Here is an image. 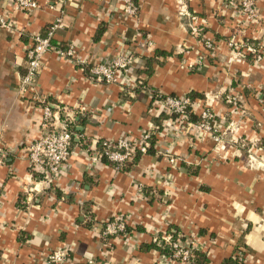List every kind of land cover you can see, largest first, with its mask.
I'll list each match as a JSON object with an SVG mask.
<instances>
[{"label":"crops","instance_id":"crops-1","mask_svg":"<svg viewBox=\"0 0 264 264\" xmlns=\"http://www.w3.org/2000/svg\"><path fill=\"white\" fill-rule=\"evenodd\" d=\"M255 1L257 23L227 0H136L135 16L119 0H37L33 10L0 0V19L13 27L0 26V140L14 151L0 163V264H45L57 248L69 253L55 264H161L152 236L175 229L202 252L201 264H222L235 252L244 264H264V165L248 159L257 149L264 155V41L259 61L235 53L245 40L264 37V0ZM56 19L53 44L73 43L88 63L130 51L133 72L150 92L193 94L210 105L221 142L187 131L154 94L92 81L53 49L36 87L58 119L63 109L72 115L73 137L57 179L43 181L26 158L42 132L41 104L21 93L19 79L32 35H44ZM226 91L239 97L238 109L224 103ZM146 130L153 151H135L129 167L92 159L99 141L138 142ZM115 215L127 221L129 239L100 234Z\"/></svg>","mask_w":264,"mask_h":264},{"label":"built area","instance_id":"built-area-1","mask_svg":"<svg viewBox=\"0 0 264 264\" xmlns=\"http://www.w3.org/2000/svg\"><path fill=\"white\" fill-rule=\"evenodd\" d=\"M18 9L33 10L38 7L37 0H13ZM121 8L126 15L135 16L138 10L136 0H119ZM181 1V0H177ZM229 6L234 7L238 13L244 15L248 22L257 23L258 13L255 0H227ZM0 26L12 30V24L9 21L0 19ZM61 26L60 19H56L47 29L44 35L35 34L31 37V42L25 48L26 67L25 72L19 79V90L22 94L29 95L31 100L41 104V129L39 137L31 140L26 147V158L28 167L31 172L38 174L43 181L53 183L62 171L64 163H66L70 145L72 142L73 117L64 109L63 117L58 119L55 111L46 104V97L37 89L36 79L37 74L43 62L45 53L49 50H57L62 56H69L74 59L83 71H87L88 77L92 81L119 84L127 92H132L135 88L140 87L146 90L153 96V92L144 85L141 79L133 72L134 54L130 51H120L108 60L88 63L86 59L77 56L76 47L69 42L62 47L53 44L51 37L56 28ZM195 31V29H194ZM198 33V30H196ZM260 40L264 41L262 36ZM230 44H232L230 42ZM203 45L207 49H213V41L203 39ZM238 55H250L254 61L261 59L262 44L258 43L253 46L246 41L241 43L236 49ZM202 58L199 57V60ZM156 100L160 101L169 114H174L175 119L183 124L187 131L195 130L207 132L211 134L212 139L220 143L221 124L216 122V116L210 105L203 104L201 100L191 98L189 95L175 96L162 95L158 93L155 96ZM222 99L225 104L236 110L239 107V97L231 92L226 91L222 94ZM81 110H83L81 108ZM196 114L194 119L191 115ZM152 131H143L140 139L137 141L118 138L115 140L100 141V150L96 151L92 157L93 160H101L105 158L107 161L121 167L128 159H130L135 151L145 153L149 147V140ZM13 149L3 146L0 140V163L11 153ZM170 161H173L171 156ZM250 162H257L258 165H264V155L258 152L248 153ZM138 191L142 190L140 184L136 185ZM100 234L103 237H119L123 239L130 238V230L128 229L127 221L121 215H115L106 219L100 225ZM180 238L178 235L175 238L168 234L155 233L152 236L153 243L163 241L164 244L171 249V254H160L161 264H171L173 262L179 264H192L193 251L196 249L193 240L184 235ZM69 250L66 248H57L50 250L45 256V264L61 263L66 260ZM238 258H242L239 254ZM83 264H97L94 259H87Z\"/></svg>","mask_w":264,"mask_h":264},{"label":"trees","instance_id":"trees-1","mask_svg":"<svg viewBox=\"0 0 264 264\" xmlns=\"http://www.w3.org/2000/svg\"><path fill=\"white\" fill-rule=\"evenodd\" d=\"M199 33L202 34V29L199 30ZM260 39H247L245 40L247 43L253 45V46H257L258 45V41ZM53 43V42H52ZM246 56V55H245ZM154 93V96L158 95L157 91L151 90ZM191 98H193V94L189 95ZM46 104L49 105L51 108H54L55 105L53 103H50L48 100L46 101ZM173 117H175L174 114H172ZM159 126H155V128H158ZM73 128V127H72ZM153 128V131L154 129ZM73 130V129H72ZM153 131L150 135V140H149V147L146 149L145 152H151L153 151V143H154V138H153ZM99 148H97V151L100 150V141H99ZM136 159V155L135 153L133 154V156L128 159L121 167H129L132 163H134ZM102 160L107 161L105 158H102ZM109 162V161H108ZM111 163V162H110ZM176 231H168V235H170V237L175 238L178 236V230L175 229ZM183 236L180 235V238H182ZM154 248L160 253V254H164V255H169L171 254V249L167 246V244H164L163 241H160L159 243H153ZM240 247H243V245H238L237 246V250L240 249ZM239 253L235 252L233 253L231 256L227 257L222 264H244L243 258H238ZM206 258H203V254L202 252L198 251V250H194L193 251V259H192V263L195 264H201L202 262H206Z\"/></svg>","mask_w":264,"mask_h":264},{"label":"rangeland","instance_id":"rangeland-1","mask_svg":"<svg viewBox=\"0 0 264 264\" xmlns=\"http://www.w3.org/2000/svg\"><path fill=\"white\" fill-rule=\"evenodd\" d=\"M252 164H255L257 166H262V165H258L257 162H251Z\"/></svg>","mask_w":264,"mask_h":264}]
</instances>
